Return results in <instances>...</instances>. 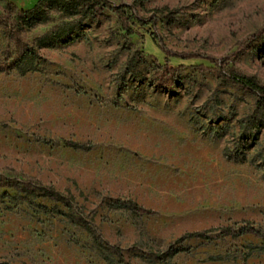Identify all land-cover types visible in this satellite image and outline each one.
Returning a JSON list of instances; mask_svg holds the SVG:
<instances>
[{"label":"rangeland","instance_id":"rangeland-1","mask_svg":"<svg viewBox=\"0 0 264 264\" xmlns=\"http://www.w3.org/2000/svg\"><path fill=\"white\" fill-rule=\"evenodd\" d=\"M106 1L147 23L131 18L129 34L109 10L38 47L62 18L18 30L16 12L37 0H0V60L17 57L18 40L38 68L0 73V181L73 198L70 210L35 199L43 210L0 188V264H264V104L231 79L264 86V36L252 41L264 0ZM159 42L213 59L171 57ZM165 65L169 91L156 83ZM57 212L84 219L109 251ZM245 224L259 235H237Z\"/></svg>","mask_w":264,"mask_h":264},{"label":"trees","instance_id":"trees-1","mask_svg":"<svg viewBox=\"0 0 264 264\" xmlns=\"http://www.w3.org/2000/svg\"><path fill=\"white\" fill-rule=\"evenodd\" d=\"M113 11L116 13L117 17L123 23V28L127 33L131 34L132 32L127 28V21L131 18L134 21L145 24L147 23L143 19L139 18L135 14L128 16L125 13V10L120 9V7H111L106 0H37L36 4L28 10H20L16 12V15L13 17L15 21V26L18 30L24 29H33L36 26L46 24L52 14L59 15L63 22L56 26L54 30L38 40V47L45 45H51L59 40L69 37L70 35L76 33L78 29L82 26L85 20H101L104 17L106 11ZM264 36V27L258 30L252 35V41H256ZM14 43L16 48L15 59L9 57L6 60H0V73L9 72V71H18L21 75L27 73L36 72L37 68V51L36 48L32 46H23L18 40H10ZM160 43V42H159ZM161 49L167 53L168 56L177 57L182 59H192V58H203L212 60L213 58L204 57L197 54H178L167 51L162 44L160 43ZM144 55L139 52H134L131 57L128 59L126 64V69L131 74H138L137 67L143 62ZM175 69L170 65H165L157 78V85L165 90L169 91L172 87V77L174 75ZM231 79L239 84L241 88L256 97V104L258 106L264 104V86L259 85L254 79L246 76H242L231 72ZM66 146L73 148H81L76 144L69 142H64ZM0 188H7L14 190L17 194L20 195V199L29 204H33L43 210H47L45 206L38 205L34 202L37 198H45L50 201L59 202L64 205L68 210L71 209L73 198L71 196H64L52 187L45 186L38 181L33 179H24L21 182H1ZM129 209L136 215L139 216H150L153 214L152 211H149L141 206H138L136 203H129ZM58 214L64 216L67 220L72 223L81 225L88 235L91 237L95 246L101 251H109V248L105 246L101 237L93 230L87 222L82 218H76L70 212ZM221 232L224 235H229L231 233L230 229H222ZM252 234L255 236L259 235V232L249 224H245L237 235H248ZM188 238H205V232L193 233L185 236L184 239ZM115 254L121 259V253L118 249H114ZM184 251L182 248L176 250L174 253Z\"/></svg>","mask_w":264,"mask_h":264},{"label":"crops","instance_id":"crops-1","mask_svg":"<svg viewBox=\"0 0 264 264\" xmlns=\"http://www.w3.org/2000/svg\"><path fill=\"white\" fill-rule=\"evenodd\" d=\"M9 2H10V0H9Z\"/></svg>","mask_w":264,"mask_h":264}]
</instances>
